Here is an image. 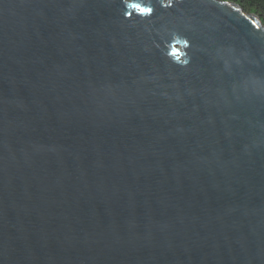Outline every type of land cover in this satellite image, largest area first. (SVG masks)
I'll use <instances>...</instances> for the list:
<instances>
[{"label":"water","instance_id":"1","mask_svg":"<svg viewBox=\"0 0 264 264\" xmlns=\"http://www.w3.org/2000/svg\"><path fill=\"white\" fill-rule=\"evenodd\" d=\"M168 4L0 0V264H264V26Z\"/></svg>","mask_w":264,"mask_h":264},{"label":"trees","instance_id":"2","mask_svg":"<svg viewBox=\"0 0 264 264\" xmlns=\"http://www.w3.org/2000/svg\"><path fill=\"white\" fill-rule=\"evenodd\" d=\"M239 5L244 12L256 14L264 26V0H220Z\"/></svg>","mask_w":264,"mask_h":264},{"label":"snow or ice","instance_id":"3","mask_svg":"<svg viewBox=\"0 0 264 264\" xmlns=\"http://www.w3.org/2000/svg\"><path fill=\"white\" fill-rule=\"evenodd\" d=\"M166 6H168V7L171 6V0H169V4ZM133 7H139V5H133ZM141 12L151 13L152 9L151 8H141Z\"/></svg>","mask_w":264,"mask_h":264},{"label":"clouds","instance_id":"4","mask_svg":"<svg viewBox=\"0 0 264 264\" xmlns=\"http://www.w3.org/2000/svg\"><path fill=\"white\" fill-rule=\"evenodd\" d=\"M136 8H139V7H136ZM139 10L141 11V8H139Z\"/></svg>","mask_w":264,"mask_h":264}]
</instances>
